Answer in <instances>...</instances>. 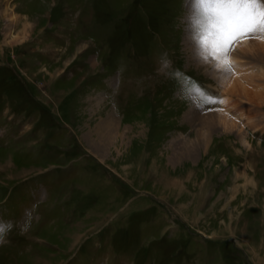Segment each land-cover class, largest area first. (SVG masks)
Segmentation results:
<instances>
[{
	"label": "rangeland",
	"instance_id": "rangeland-1",
	"mask_svg": "<svg viewBox=\"0 0 264 264\" xmlns=\"http://www.w3.org/2000/svg\"><path fill=\"white\" fill-rule=\"evenodd\" d=\"M91 1L95 9L88 19L93 17L96 30L100 28L104 36L106 42L98 49L103 50V43L117 37L115 21L124 27L127 13L137 9V0ZM180 2L146 0L152 10L150 24L157 34L147 46L152 55L161 54L164 42L170 48L177 46L180 35L175 24L170 23V40L159 19L168 25ZM173 5L176 7L164 13ZM87 12L89 6L81 0H0V103L8 106L2 108L16 121L31 128L23 137V150L30 143L44 146V151L26 152L12 142L0 147V200L19 192L29 205L45 186L43 180L36 182L41 174L34 182L22 183L24 179L45 168L47 172L61 169L59 166L67 170L59 181V202L48 208L50 213L56 210L60 219L50 227V217L46 218L34 228L32 233L39 242L27 254L7 256L8 264H59L74 252L103 255L100 250H105L109 240L117 245L118 257L137 254L143 264H243L245 251L253 264H264V136L246 128L250 147H245L235 131L204 128L195 116L197 110L200 115L211 114L218 109H208L218 103L197 107L195 102H204L199 96L187 92L185 98L169 84L158 85L159 78L167 77L161 66L155 72L158 75L143 72V86L131 102L134 109L118 114L104 85L110 86L112 81L113 91L112 65L97 57L93 39L87 34L78 36L73 25ZM184 34L181 32L182 45L180 41L177 49L181 68L192 70L195 79H206H202L208 82L203 90L217 97L213 65L196 55L192 39L187 41L189 32L185 38ZM138 48L143 50L146 45L140 43ZM250 62L257 69L264 66L256 60ZM9 63L20 71L22 80L16 79ZM100 76L105 83L97 81ZM22 82L37 94L40 104L31 99ZM145 86L150 87L142 90L141 99L140 89ZM250 107L236 105L249 110L257 126H262L264 104ZM107 112L114 114L117 129L114 135L105 134L101 150L91 148L88 140L93 138L88 133ZM203 128L199 133H208L209 143L195 146L202 139L197 132ZM189 147L193 150L188 153ZM105 166L112 170L106 171ZM241 169L246 170L248 180L237 176ZM155 198L160 201L155 203ZM11 215L17 220L19 213L14 210ZM95 232L97 239L85 243L89 233ZM141 243H150L149 251L139 253ZM0 264H4L3 257Z\"/></svg>",
	"mask_w": 264,
	"mask_h": 264
},
{
	"label": "snow or ice",
	"instance_id": "snow-or-ice-1",
	"mask_svg": "<svg viewBox=\"0 0 264 264\" xmlns=\"http://www.w3.org/2000/svg\"><path fill=\"white\" fill-rule=\"evenodd\" d=\"M186 8L196 54L226 76L232 75L237 67L233 53L241 43L252 39L264 43V0H187ZM184 90L199 96L205 106L227 103L210 96L199 85L191 87L190 78H186ZM2 213L0 210V216ZM3 231L0 228V234Z\"/></svg>",
	"mask_w": 264,
	"mask_h": 264
},
{
	"label": "bare ground",
	"instance_id": "bare-ground-1",
	"mask_svg": "<svg viewBox=\"0 0 264 264\" xmlns=\"http://www.w3.org/2000/svg\"><path fill=\"white\" fill-rule=\"evenodd\" d=\"M188 40L191 41L190 36H188L187 41ZM191 44L194 46L193 43ZM193 46H189V48ZM194 47L193 51H195ZM233 59L235 60L237 67L235 68L232 75L226 76L224 73L217 71L215 68L213 71L214 74L216 72V80L222 89L223 95L221 99L226 100L227 103L220 104L218 110L216 112L214 111V113L200 115V110H197L198 115H195V112L193 115L199 117V124H202L204 128L210 129L220 127L224 132L227 133L235 131V134L238 136L242 145L245 147H250V141L247 139L245 129L249 128L250 130H255L259 126H257L256 121H254L256 119H252L254 117L250 114L249 110L237 109L236 105L238 103H244L251 107H259L260 105L264 104V66L257 69L256 65L251 64L250 62L252 61L253 63V60H256V62H260L262 65H264V43L257 40L241 43L233 53ZM257 77L259 78L257 79ZM98 102L99 101L97 100V106ZM231 111L234 112V115H232V113L230 114ZM99 119L100 121L97 122L95 124L96 126L94 125L92 131H89L88 133V137L93 138L88 140L90 142V144L88 142L89 146L91 145V148L94 147L97 150H101V147L103 145L105 146V134L109 132L110 134L114 135V130L117 129L116 118L112 112H107L105 116H101ZM204 128L198 130L197 134L201 136L202 139L198 140L195 146H207L209 143L208 133H199L203 131ZM90 132H92L91 135ZM103 136L105 139H103ZM191 150H193L192 147L186 152L189 153ZM94 153L98 155L96 152ZM245 171L246 170L241 169L237 172V176H243L245 180H248L247 177H245L247 174V172L245 174Z\"/></svg>",
	"mask_w": 264,
	"mask_h": 264
},
{
	"label": "clouds",
	"instance_id": "clouds-1",
	"mask_svg": "<svg viewBox=\"0 0 264 264\" xmlns=\"http://www.w3.org/2000/svg\"><path fill=\"white\" fill-rule=\"evenodd\" d=\"M4 242V231L0 234V243Z\"/></svg>",
	"mask_w": 264,
	"mask_h": 264
},
{
	"label": "crops",
	"instance_id": "crops-1",
	"mask_svg": "<svg viewBox=\"0 0 264 264\" xmlns=\"http://www.w3.org/2000/svg\"><path fill=\"white\" fill-rule=\"evenodd\" d=\"M248 252V251H247ZM249 254V253H248ZM250 255V254H249ZM251 256V255H250Z\"/></svg>",
	"mask_w": 264,
	"mask_h": 264
}]
</instances>
